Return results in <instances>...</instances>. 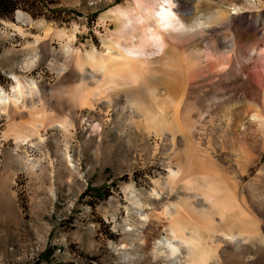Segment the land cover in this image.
Here are the masks:
<instances>
[{
    "label": "rangeland",
    "instance_id": "rangeland-1",
    "mask_svg": "<svg viewBox=\"0 0 264 264\" xmlns=\"http://www.w3.org/2000/svg\"><path fill=\"white\" fill-rule=\"evenodd\" d=\"M17 2L14 14L0 20V90L3 99L13 100L10 109H0V264H185L183 246L177 260L166 247L156 257L159 243L169 237L167 213L172 205L189 204L195 211L190 214L188 208L189 218L206 236L197 214L206 218L209 205L204 190L186 186L190 179H170L171 171L185 165V135L156 136L146 128L142 112H152L154 102L165 100L171 87L160 63H152V77L146 76L141 86L151 89L137 108L121 81L120 92H104L101 64L91 58L107 52L102 40L114 31L110 19L100 21V15L133 1ZM226 2L245 9L264 6V0L210 1L221 9L229 8ZM180 14L188 12L180 8ZM41 21L43 27H37ZM239 27L238 21L232 29ZM222 28L192 39L191 52L207 47L219 51L220 35L228 27ZM45 29L66 33L55 38ZM250 44L242 46L243 57ZM238 55L229 62L236 73L230 66L216 74L204 71L209 58L199 57L202 73L187 96L196 108L193 140L204 152L210 176L229 184L256 222L257 235L250 240L242 229L232 242L217 232L218 247L208 242L217 250L209 264H264V138L250 118L264 87L247 77L250 63ZM15 77L26 90L36 87L16 94ZM251 83L258 84L256 91ZM84 91L91 100L85 106L79 97ZM177 93L183 94L182 88ZM38 137L42 147L34 144Z\"/></svg>",
    "mask_w": 264,
    "mask_h": 264
},
{
    "label": "bare ground",
    "instance_id": "bare-ground-1",
    "mask_svg": "<svg viewBox=\"0 0 264 264\" xmlns=\"http://www.w3.org/2000/svg\"><path fill=\"white\" fill-rule=\"evenodd\" d=\"M132 1L128 2L125 7L117 6L113 10H108L100 15V21L107 18L110 19L114 25V31L111 33L110 39L102 40L107 52L99 55V57L97 54H92L91 58L101 64L99 70L104 73V78L103 80L101 79L103 83L100 86L104 92L110 90L113 93L120 92L116 88L120 85L118 81H121L122 85H125L123 92L132 97L133 103L137 105V108L145 103L142 94L144 93L145 96L147 91L151 89H141L144 83L143 79L152 74L149 73L152 69L150 65L154 62L160 63V70L163 75L161 76L163 78L166 77L167 86L170 85L171 87L169 92L174 96L170 93L165 100L155 101L153 111L148 114L142 111L145 115L146 128L154 131L156 136L169 132L172 139H175L177 134L183 133L185 135V165L179 166L177 172L171 171L170 179H190L186 186L195 190H204V197L209 208H206V213L204 212L206 218L201 214H197V218H200V221L205 224L203 226H206V229L205 227L203 228V230L205 229L204 233L206 232V236H204L199 232L202 229L199 230L200 226L196 224L197 221L194 223L195 220L193 221L189 218V215L195 212L193 207L190 208L189 204H185L184 207L172 205V213H167L170 217V224L167 230L169 237L166 239L165 244L159 243L160 248H158L159 252L156 253V257L164 254L162 250L166 247L169 256L177 260L180 258L181 247L183 246L186 252L185 264H209V260L217 251L212 248L215 245L216 240L214 241V238L217 237L215 235L217 232L222 235L221 237L232 242V240L239 238V232L236 230L242 229L248 234L246 236L247 240H250L257 235L256 222L251 215L243 210L239 198L231 186L218 180L219 178L217 177L210 176L209 169L207 170L206 162H204L205 157L203 158L202 155L204 152L200 151L198 141L195 142L193 140L197 122H194L191 115L196 111V108L187 102V96L192 81L196 80L202 73L198 62L199 57H202V55L209 58L203 70L215 71L216 74V72H224L227 66H230L231 69L229 68V70L233 73L234 71L235 73L239 72L235 65L232 67L231 63H229L232 60L231 58L235 57V54L236 56L239 54V57L250 63L246 68L247 70L250 69L248 71L249 74L246 72L249 75L247 77L252 82L257 81L259 85L263 84L262 88L264 87V6L260 5L259 9L253 6L250 8L249 6L245 9V7L236 6L238 4L226 2L229 8L221 9L219 4L213 6L214 4L210 3L212 0ZM252 5L254 4L252 3ZM206 6H208L207 10ZM180 8L188 12L185 17L180 14ZM252 9L254 11H248ZM22 16L20 13L17 14L18 19L22 18ZM238 21L240 22L239 29L234 28L233 30L234 23ZM43 25V21L37 23V27L41 28ZM224 26L228 27L227 34L221 33L220 35L222 40L219 51L207 47L202 52L197 47V51L195 50L196 54L194 51L191 52L189 49L191 47L190 44L196 36H206L208 33H215ZM45 30L48 35H52L55 38H60L66 33L64 31ZM246 43H251V47L249 46L250 48H248V56L245 55L243 57L240 50ZM68 51L69 49L67 48L66 52L69 53ZM156 54L157 56L152 57ZM216 54L219 55L217 56ZM75 55L77 56L76 62L82 67L80 62L81 55H79L78 51H75ZM250 55L253 56V61L250 59ZM238 60L236 64L240 66L242 63L240 59ZM14 79L17 81V86L13 87L12 91L23 96L26 89H24L19 79L16 77ZM181 82L183 94L179 96L177 88L181 89ZM251 84L254 90L257 89L256 86L258 84L256 85L255 83L256 86L253 83ZM31 85L26 87L29 92L36 87L35 84ZM110 87L112 88L109 89ZM92 91L94 92V90ZM89 95L87 91H84L79 96L84 106L91 101L90 98L88 99ZM3 96L0 90V106L2 107L0 109L6 111L10 109V103L13 100L11 101L9 97L3 99ZM259 96H261L259 104L255 105L254 112L251 111L250 118L255 128H257L256 131L261 132L260 136L264 138V88L260 91ZM241 125L243 126V124ZM42 142L41 138L38 137V141L34 144L42 147ZM188 208L190 209L189 212L191 211L192 213H188ZM213 211H215L214 214L219 216H217L219 219L217 226L213 221ZM221 224L222 226L225 225V232L220 229ZM175 242H178L179 246L174 245L173 243ZM208 242H211L212 246ZM215 246L216 248L218 247L217 245Z\"/></svg>",
    "mask_w": 264,
    "mask_h": 264
},
{
    "label": "trees",
    "instance_id": "trees-1",
    "mask_svg": "<svg viewBox=\"0 0 264 264\" xmlns=\"http://www.w3.org/2000/svg\"><path fill=\"white\" fill-rule=\"evenodd\" d=\"M18 7L17 0H0V20L11 17Z\"/></svg>",
    "mask_w": 264,
    "mask_h": 264
},
{
    "label": "snow or ice",
    "instance_id": "snow-or-ice-1",
    "mask_svg": "<svg viewBox=\"0 0 264 264\" xmlns=\"http://www.w3.org/2000/svg\"><path fill=\"white\" fill-rule=\"evenodd\" d=\"M173 2H175V0H173Z\"/></svg>",
    "mask_w": 264,
    "mask_h": 264
}]
</instances>
